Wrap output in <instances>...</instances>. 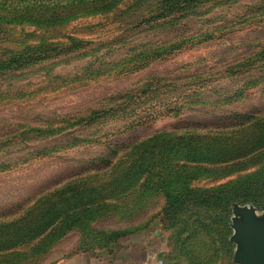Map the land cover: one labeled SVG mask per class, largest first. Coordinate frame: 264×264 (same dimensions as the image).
<instances>
[{
    "label": "rangeland",
    "instance_id": "374dc122",
    "mask_svg": "<svg viewBox=\"0 0 264 264\" xmlns=\"http://www.w3.org/2000/svg\"><path fill=\"white\" fill-rule=\"evenodd\" d=\"M157 2L128 0L105 16L0 33L1 63L31 58L0 73V222L57 188L102 177L134 141L159 131L226 130L234 114H264V0H191L166 16L156 13ZM40 54L45 59L35 60ZM256 168L195 184L211 187ZM139 194L122 195L115 211L90 223L96 232H120L116 239L72 231L18 264L112 252L155 222L164 230L163 197ZM240 210L264 217V208L233 203L228 246L203 238L209 248L199 244L196 256L235 264Z\"/></svg>",
    "mask_w": 264,
    "mask_h": 264
},
{
    "label": "trees",
    "instance_id": "16d2710c",
    "mask_svg": "<svg viewBox=\"0 0 264 264\" xmlns=\"http://www.w3.org/2000/svg\"><path fill=\"white\" fill-rule=\"evenodd\" d=\"M127 1L0 0V33L23 25L52 29L77 19L105 16ZM157 1L156 13L166 16L185 11L183 6L191 0ZM41 56L35 60H44ZM30 59V55L19 54L7 63L0 62V73L29 64ZM233 118L234 124L226 130L156 132L122 146V155L102 177L69 183L49 196L38 197L18 217L0 222V264H18L46 253L53 243L76 230L82 239L100 235L108 241L116 239L120 232H96L89 225L115 211L120 197L134 191L137 196L140 193L139 198L143 193L158 194L165 201L163 227L169 235L164 264L217 263L218 254L205 260L204 254L199 257L195 251L201 243L208 249V241H225L228 246L230 206L264 208V114H234ZM255 166L251 172L211 187L195 184L202 177L224 179ZM216 230L221 234L215 235Z\"/></svg>",
    "mask_w": 264,
    "mask_h": 264
},
{
    "label": "crops",
    "instance_id": "0c3cea01",
    "mask_svg": "<svg viewBox=\"0 0 264 264\" xmlns=\"http://www.w3.org/2000/svg\"><path fill=\"white\" fill-rule=\"evenodd\" d=\"M166 233L159 222L141 233L124 239L112 252L77 253L55 264H155L165 261Z\"/></svg>",
    "mask_w": 264,
    "mask_h": 264
},
{
    "label": "water",
    "instance_id": "95a60500",
    "mask_svg": "<svg viewBox=\"0 0 264 264\" xmlns=\"http://www.w3.org/2000/svg\"><path fill=\"white\" fill-rule=\"evenodd\" d=\"M244 225L238 222L234 229L233 238L237 243L234 255L235 264H264V217L257 219L253 211H237Z\"/></svg>",
    "mask_w": 264,
    "mask_h": 264
},
{
    "label": "built area",
    "instance_id": "2783aa9c",
    "mask_svg": "<svg viewBox=\"0 0 264 264\" xmlns=\"http://www.w3.org/2000/svg\"><path fill=\"white\" fill-rule=\"evenodd\" d=\"M155 264H164L162 260L155 262Z\"/></svg>",
    "mask_w": 264,
    "mask_h": 264
}]
</instances>
